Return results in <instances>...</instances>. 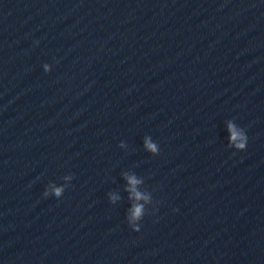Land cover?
<instances>
[{
    "label": "clouds",
    "instance_id": "clouds-1",
    "mask_svg": "<svg viewBox=\"0 0 264 264\" xmlns=\"http://www.w3.org/2000/svg\"><path fill=\"white\" fill-rule=\"evenodd\" d=\"M38 44L39 41H36ZM43 69L45 72H50L52 66L49 63L43 64ZM227 129L229 132V142L228 147L233 148L236 151L246 150L248 144V136L244 128L239 127L234 120H228ZM121 148L125 147V142L119 144ZM144 147L152 155H159L160 149L159 145L155 143L151 136L144 137ZM124 178L127 181L128 188L127 191L130 193V199L133 200V204L129 213L126 217L128 226L134 232H139L140 222L143 220L144 216L148 212V206L154 205L152 193L149 191L141 192L138 190L137 186L144 183L142 178H138L135 174L124 173ZM63 181L65 183L57 185L55 182H50L44 192V197L54 196L59 199L63 196L65 190L71 186V181L74 179L72 173H68L63 176ZM120 199L119 195L114 193H109V201L111 204H115ZM143 201V203H141ZM173 211H178V209H173Z\"/></svg>",
    "mask_w": 264,
    "mask_h": 264
}]
</instances>
